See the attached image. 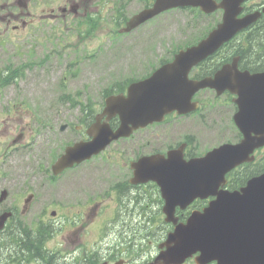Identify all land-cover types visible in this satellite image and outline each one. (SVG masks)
<instances>
[{
  "label": "flooded vegetation",
  "instance_id": "1",
  "mask_svg": "<svg viewBox=\"0 0 264 264\" xmlns=\"http://www.w3.org/2000/svg\"><path fill=\"white\" fill-rule=\"evenodd\" d=\"M67 3L68 6L61 9L62 18L67 19L70 15L84 21L92 0H80L79 3L67 0ZM18 5L19 11L1 17L3 33L0 39L7 38L8 46L21 45L24 54L19 57L18 65L6 67L5 72L12 80L16 75V80L24 83L25 72L28 82L40 67L45 66L34 58L35 46L30 40L38 36L44 21L50 26L51 21L56 20V9L54 6L44 8L41 18L38 4L25 0ZM13 21L21 26H12ZM15 31L19 33L14 34ZM29 86L0 85V249L6 254H0V264H38L39 260L44 264H71L70 259L82 248L81 242L62 251L56 247L58 243L49 240L66 227L65 220L56 222V219L67 217L71 211L73 169L56 175L53 165L66 147L89 139L86 129L95 116L82 113L75 117L68 108L64 113H35L24 92ZM31 101L35 99L32 97ZM18 154L21 161L15 158ZM82 170L87 176L89 168L84 166ZM4 216L7 219L1 226ZM69 224L72 225L71 219ZM85 228L76 230V237ZM62 244L68 248L66 242ZM87 260V256L74 259V264H87Z\"/></svg>",
  "mask_w": 264,
  "mask_h": 264
},
{
  "label": "rangeland",
  "instance_id": "2",
  "mask_svg": "<svg viewBox=\"0 0 264 264\" xmlns=\"http://www.w3.org/2000/svg\"><path fill=\"white\" fill-rule=\"evenodd\" d=\"M60 1L63 0H56V4L60 3ZM262 1H255L253 5L257 6L256 4L262 3ZM43 3L44 1H41V4ZM134 8L131 5L129 10L131 11ZM196 16L192 12L173 11L161 16L158 20L129 36L117 39L106 38L103 35L108 31V27H106L102 32L103 34L97 31L85 42H78L76 38L77 32L74 30L62 31L65 24L61 22V29L57 28V26L55 27L56 37L60 36V39L69 37L73 44L71 49L67 50L70 60L76 59V61H79L81 58L82 62L76 71V75L69 79L70 82L67 85H70L71 90L76 92L82 91L85 93L88 89L90 95L94 97L97 94L98 85H112L114 82L147 75L154 67L159 65L160 61L170 59L174 55V51L179 47H184L198 40L201 34L212 24V22L198 19ZM56 24H60V22H56ZM75 45L77 47L81 45L82 49L75 48ZM1 55L0 63L7 58L3 54ZM93 55L94 57H91ZM49 74L50 72L41 75L34 84L39 87V103L44 110L53 100L60 85H62L58 81H54L52 77H49ZM206 97L208 99L213 98L215 93L207 92ZM218 103L220 107L224 104L218 110L219 114L215 113V110H213L214 114L210 112L207 116L209 120L204 124H198V132L196 129L197 120H185L174 129L168 128L167 130L172 135L190 132L196 136L199 135L203 141L215 138L216 135L228 140L230 132H234L235 129L232 123V115L234 113L232 112L233 110L230 111V106H227L228 102L225 98H220ZM34 109L39 108L34 107ZM72 112H77V108ZM150 139L155 142V144L150 145V151L152 148H162L168 142L164 141L166 139L164 137L162 139L151 137ZM15 158L18 161L22 160L19 154ZM99 165L100 170L93 172L90 176H86L83 170L80 169L78 176L72 178L71 188L72 191H75L77 197L90 198L93 196L91 193L93 189L98 193L103 190L101 194L110 200V196L107 194L110 191L112 182L124 180L128 175L127 171L120 169L118 164L104 165L100 163ZM114 205L112 208H114ZM72 241H75L74 235H72Z\"/></svg>",
  "mask_w": 264,
  "mask_h": 264
},
{
  "label": "water",
  "instance_id": "3",
  "mask_svg": "<svg viewBox=\"0 0 264 264\" xmlns=\"http://www.w3.org/2000/svg\"><path fill=\"white\" fill-rule=\"evenodd\" d=\"M206 1L207 0H158L154 9L146 11L144 14L138 17V19L134 21L132 25H136L141 19L152 17L162 10L179 6L197 5ZM242 1L243 0H225L221 7H224L227 11L226 20L229 18L228 21H225V23L221 25L219 29L215 31L206 41L201 43L199 47L189 49L187 52H181V54L177 56L176 65H173L169 68L165 67L157 72L151 79L134 84L135 86L130 90L131 94L141 95L142 98H144L145 91L146 96L151 97V102H144L142 108L156 109L164 107L166 104H177L184 100L183 92L185 91V85H192V83L187 80V71H184L181 65H189L187 66L188 69L191 66L190 64L195 62L197 58H203L213 53L225 41L229 40L237 31L242 29L243 26H246L252 22L251 18H245L241 21L233 19V16L237 15L239 5L242 3ZM213 7V9L217 8L214 5ZM248 83L250 85H255L257 88L246 86L247 93H253L254 105H252L253 110L245 115L243 122L248 125V130L263 132L264 78L259 79V81L255 79L248 80ZM205 84V82L194 83V85H197V88L204 87L206 86ZM132 102L133 100L131 103ZM260 140L261 138L258 139V141ZM253 146L254 143H251L250 148ZM247 193L248 196L245 198L246 200L238 202L235 198H226L224 203L217 206L208 215L196 219L189 229L184 227L180 228L174 241L176 246H179L181 240L187 241L188 243L191 242V235L202 234L204 231H208L211 224H214L215 221L221 220V218H225L226 216H230L231 218L235 212H240V218L264 217V178L254 183ZM255 212H257V214H255ZM223 214H225V216H223ZM187 252L188 251H186L184 254L178 255L185 256Z\"/></svg>",
  "mask_w": 264,
  "mask_h": 264
},
{
  "label": "trees",
  "instance_id": "4",
  "mask_svg": "<svg viewBox=\"0 0 264 264\" xmlns=\"http://www.w3.org/2000/svg\"><path fill=\"white\" fill-rule=\"evenodd\" d=\"M251 34H249V38L248 39H251V40L254 39V41L248 43V45L246 46V48H245V50H246L245 53L246 54H249V53H251L253 51L251 49H253L254 44L257 45V47H255V49H258V48H261V47H263V49H264V30L260 29L259 31L254 32L252 35ZM255 52L256 51H254L252 53V56L254 55Z\"/></svg>",
  "mask_w": 264,
  "mask_h": 264
}]
</instances>
